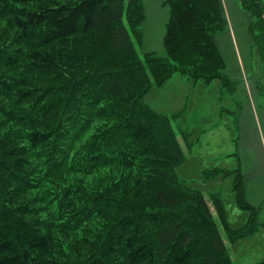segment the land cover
<instances>
[{
	"label": "trees",
	"instance_id": "1",
	"mask_svg": "<svg viewBox=\"0 0 264 264\" xmlns=\"http://www.w3.org/2000/svg\"><path fill=\"white\" fill-rule=\"evenodd\" d=\"M240 2L264 64V0ZM164 4L167 56L141 58L142 0H0V264H234L228 243L264 228L240 168L202 170L232 176L239 227L219 193L176 172L186 152L171 120L183 111L144 95L176 73L229 82L215 42L228 20L222 0Z\"/></svg>",
	"mask_w": 264,
	"mask_h": 264
},
{
	"label": "rangeland",
	"instance_id": "2",
	"mask_svg": "<svg viewBox=\"0 0 264 264\" xmlns=\"http://www.w3.org/2000/svg\"><path fill=\"white\" fill-rule=\"evenodd\" d=\"M165 0H142L144 19L141 40L131 39L139 57L146 52L166 57L163 46L169 8ZM228 20L226 31L215 34V42L225 61L224 73L229 82L214 79L209 83L188 81L174 74L162 85L154 86L144 100L156 111L171 115V123L186 152V160L176 172L191 188L206 197L219 193L227 222L232 227L243 225L247 212L235 204L232 176L218 175L205 180L202 170L220 167L240 168L244 178L245 199L259 208V219L264 221V64L249 29L254 17L245 10L240 0H222ZM181 131L188 132L190 150H186ZM92 133L89 129L78 142L81 144ZM94 186L92 176L83 177ZM213 215L217 213L210 207ZM234 264H254L264 258V228L252 236L228 243Z\"/></svg>",
	"mask_w": 264,
	"mask_h": 264
},
{
	"label": "crops",
	"instance_id": "3",
	"mask_svg": "<svg viewBox=\"0 0 264 264\" xmlns=\"http://www.w3.org/2000/svg\"><path fill=\"white\" fill-rule=\"evenodd\" d=\"M187 79V78H186ZM188 80V79H187ZM189 81V80H188ZM193 83V82H192Z\"/></svg>",
	"mask_w": 264,
	"mask_h": 264
}]
</instances>
